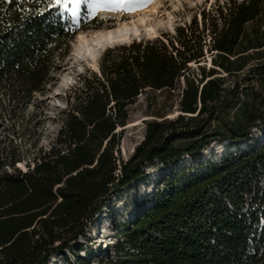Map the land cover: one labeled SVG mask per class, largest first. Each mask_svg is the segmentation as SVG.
<instances>
[{
    "label": "trees",
    "instance_id": "1",
    "mask_svg": "<svg viewBox=\"0 0 264 264\" xmlns=\"http://www.w3.org/2000/svg\"><path fill=\"white\" fill-rule=\"evenodd\" d=\"M201 15V30L199 24L179 27L176 37L107 50L99 72L81 78L69 96L70 108L49 148L37 141L28 159L3 149L0 264H49L72 249L106 202L147 168L198 155L216 140L248 142L264 131V0H227ZM81 30L48 0H0V122H12L11 135H19L17 127ZM207 31L213 68L205 83L199 80L201 106L197 95L191 102L183 96L179 109L187 115L175 119L157 107L144 141L124 161L117 131L130 122L131 107L142 95L157 106L152 95L179 90L192 64L205 59ZM218 74L226 76L213 77ZM41 116H33L38 138ZM224 165L184 186L168 179L153 206L126 228L108 263L264 264V183L255 193L246 191L254 194L248 209L229 207L213 192L246 171L264 175V145Z\"/></svg>",
    "mask_w": 264,
    "mask_h": 264
},
{
    "label": "rangeland",
    "instance_id": "2",
    "mask_svg": "<svg viewBox=\"0 0 264 264\" xmlns=\"http://www.w3.org/2000/svg\"><path fill=\"white\" fill-rule=\"evenodd\" d=\"M162 2L161 11H172L175 0H160ZM227 0H183L180 8L175 12V20L173 29H163L157 20L162 17H156V20H149L156 28L155 38L142 37L133 41H148L158 38L176 37L177 29L185 26H196L199 24L202 28L203 10L210 14L217 5ZM195 5V6H193ZM151 6V5H149ZM147 7V6H146ZM71 9L72 5L69 4ZM68 12V11H67ZM69 13V12H68ZM70 14V13H69ZM134 14V13H133ZM133 14H123L113 11L107 6H97L94 14L89 15L88 9L81 5L76 21L81 24L83 30L80 32H88L103 30L115 27L121 20L130 19ZM155 21V22H154ZM168 21V20H166ZM156 23V24H155ZM210 34L206 32V41L203 42L205 59L200 64H192L191 71L183 77L179 83V90L172 93L157 92L152 97L155 98L157 106H150L146 95L140 96L138 101L131 107L130 122L123 128L118 129V134H122L121 157L127 161L135 152L136 148L144 141L146 135V123L157 119L155 112L157 107H163L168 111L167 119H175L179 115H187L179 109L181 97L191 102L197 95L198 106L200 107L199 95L202 84L199 80L203 78L204 83L210 78L209 71L213 68L212 54L208 51L210 47ZM78 35L70 43V52L66 56L60 70L54 71L52 81L47 87L44 94H37L34 104L28 110L27 119L22 125L17 127L19 135H11L10 127L12 122H0V154L3 149H7V155L13 150L23 152L26 158L31 157L34 152L33 145L38 141L39 148H49L56 140L57 134L63 125V119L70 108L68 99L80 83V79L87 76L91 72H95L88 64L89 57L93 54L94 48L83 49L76 47ZM120 45H117V48ZM106 53V52H105ZM104 53V54H105ZM98 58L96 63L100 70V66L104 57ZM77 56L78 59L75 57ZM76 60H83L78 63ZM59 62V60H57ZM82 72H78V71ZM98 72V71H97ZM223 75H215L213 77H222ZM69 81V85L64 82ZM226 87H232L231 80H226ZM153 100V99H152ZM43 114L38 117L41 124L38 128V136L35 135L34 115ZM160 121L162 119H159ZM264 145V131H257L248 142H238L236 144L227 140H216L209 147L201 151L200 154L191 156L187 155L181 160L170 165H162L157 163L153 167L147 168V174L133 182L130 186L121 189L115 193L105 204L104 209L89 223L86 232L74 247L68 251L57 253L54 255L49 264H110L108 259L115 256V249L125 237L124 233L127 227H132L135 221L150 209L154 201L155 194L164 187V183L168 179L176 177L184 186L194 180L202 179L209 176L212 171L219 170L229 165H224L228 160L238 158L244 154H249L253 150ZM6 154V153H5ZM23 169L25 166L19 164ZM11 171V169H9ZM249 173V174H248ZM248 174V175H247ZM246 176L249 177L245 178ZM244 178V179H243ZM264 175L262 171L242 173L241 176L228 179L222 183L221 189L214 190V195L220 197L229 207L238 204L245 209L249 208L250 198L246 191L251 190L252 193L263 187ZM261 193V192H260ZM106 242V243H105ZM110 247V249H108ZM103 249V250H102ZM80 250L81 252L76 254Z\"/></svg>",
    "mask_w": 264,
    "mask_h": 264
},
{
    "label": "bare ground",
    "instance_id": "3",
    "mask_svg": "<svg viewBox=\"0 0 264 264\" xmlns=\"http://www.w3.org/2000/svg\"><path fill=\"white\" fill-rule=\"evenodd\" d=\"M182 2L183 0H175L172 11H161L162 2L157 0L155 4L144 7L142 10L135 12L130 19L121 20L113 28L91 31L90 33L79 32L77 34L78 41L75 45L79 49H83L81 46H86V49L87 47H93L95 49L88 59V64L95 72H99L96 61L98 58L102 57L107 50L113 49L117 45H127L130 41L139 40L144 36L152 39L157 36L156 28L153 23L149 22V20H156L155 18L158 16L162 17L156 22H158L163 29H168V31L172 30L173 22L175 20L174 14L180 8ZM75 57L78 59L77 56ZM76 61L82 63L83 60ZM78 72L82 71L80 70ZM64 85H69V81L66 80L63 86Z\"/></svg>",
    "mask_w": 264,
    "mask_h": 264
},
{
    "label": "snow or ice",
    "instance_id": "4",
    "mask_svg": "<svg viewBox=\"0 0 264 264\" xmlns=\"http://www.w3.org/2000/svg\"><path fill=\"white\" fill-rule=\"evenodd\" d=\"M8 3H12V0H7ZM39 2V0H36ZM157 0H48V6H60V14L62 15L65 11L70 13V17L73 23L76 22L78 12L81 5H84L88 9V14H94L97 6H107L113 11H118L123 14H133L144 7L155 4ZM71 4L72 8L69 9L68 5ZM42 12L37 15H42Z\"/></svg>",
    "mask_w": 264,
    "mask_h": 264
}]
</instances>
